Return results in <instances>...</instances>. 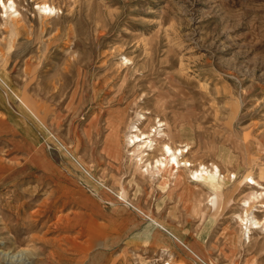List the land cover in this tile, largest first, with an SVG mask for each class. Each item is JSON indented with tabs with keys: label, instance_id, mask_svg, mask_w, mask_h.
Here are the masks:
<instances>
[{
	"label": "rangeland",
	"instance_id": "374dc122",
	"mask_svg": "<svg viewBox=\"0 0 264 264\" xmlns=\"http://www.w3.org/2000/svg\"><path fill=\"white\" fill-rule=\"evenodd\" d=\"M14 1L19 19L0 0V264H264V0ZM149 121L192 144V167H220L216 207L202 182L140 175L126 140Z\"/></svg>",
	"mask_w": 264,
	"mask_h": 264
},
{
	"label": "bare ground",
	"instance_id": "6f19581e",
	"mask_svg": "<svg viewBox=\"0 0 264 264\" xmlns=\"http://www.w3.org/2000/svg\"><path fill=\"white\" fill-rule=\"evenodd\" d=\"M2 2L4 7H6L7 9L9 8L7 10L8 16L20 18L22 14L20 15V12H18V8L16 7L14 0H11V2L9 3L10 5L8 6L5 0H2ZM39 4H40L39 8L41 10V13L46 17L50 16L51 13L55 12L57 8L56 6L51 5L45 1L40 2ZM126 114L127 113L125 109H123L117 113L116 119H113L112 122L110 121V125H111L110 130L112 131V133L114 134L119 133L120 128L123 126V124L126 121ZM158 122L160 123L159 126L164 125L161 119H159ZM133 127L135 129L131 131V133L128 135L126 140V145L128 144L129 147L128 151L131 152L132 157L136 158V169L139 171L141 176L144 177L150 176L151 178H153V181L158 178V180H160V182L163 183L166 187L173 182L175 186L183 185L184 187H186L187 190H189L188 192L190 193H193L195 190L193 189V186L191 184L190 187L188 188L189 181L197 182V183L202 182L204 185L209 187V189L213 193L207 195L206 199H209L211 197L210 201L212 202L213 207H216L218 205L219 198L221 197V193L224 192V178H225V175L222 176L221 169L218 165H214L212 168H209L205 164H201L202 166L200 168H198V166L197 168L192 167L193 161L190 158L186 157V154L189 153V151L191 150L190 148H192V144L190 142H187L185 144L183 143L177 144L172 134L170 135L165 131V129L162 128L158 130L156 128V130L154 131L155 133H152L153 131L152 129L155 127V125H153L151 121H149L143 127H140L139 125L136 124L133 125ZM167 136L169 137L170 140L166 139ZM119 140L121 141V139ZM115 155H117V153ZM184 166L185 168H182ZM184 170L190 172L189 177L186 176ZM189 178L193 181H191ZM254 183H256V180L254 181ZM115 194L120 199L124 201H128L125 190L123 191L121 190L119 193H115ZM199 194L202 193L199 192ZM199 202H201V200H199ZM246 221H249L250 223L253 224H258L260 222L256 218L253 220L252 219L249 220L248 217L246 218ZM171 261L172 260H170L169 263L168 262L167 263L172 264Z\"/></svg>",
	"mask_w": 264,
	"mask_h": 264
}]
</instances>
